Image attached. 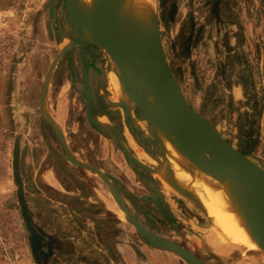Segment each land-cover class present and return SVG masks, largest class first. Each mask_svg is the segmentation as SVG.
<instances>
[{
    "label": "rangeland",
    "instance_id": "obj_1",
    "mask_svg": "<svg viewBox=\"0 0 264 264\" xmlns=\"http://www.w3.org/2000/svg\"><path fill=\"white\" fill-rule=\"evenodd\" d=\"M52 3L56 5L55 0H0V264H36L14 178L16 140L21 143L20 173L28 206L36 220H45L51 211L61 212L51 207V192L38 180L50 144L56 146L42 110L53 117L63 133L64 130L69 133L68 120H85V102L72 70L66 60L63 65L58 64L65 53L63 44L70 42L59 36L55 24L50 25ZM153 3L168 61L189 102L234 146L259 157L264 164V1L153 0ZM88 47L95 74L102 76L98 95L102 110L112 113L114 118L120 112L125 121L131 120L135 132L132 136L128 131L124 140L129 150L156 169L161 168L164 163L161 147L147 135L156 133L155 127L140 120L143 115L134 103L113 99L108 77L111 63L98 46ZM71 50L76 67L74 47ZM115 102L128 104L130 113ZM107 120L103 117L101 121L107 125ZM111 120L115 124L116 118ZM136 136L151 154L140 155L131 146L130 141ZM106 141L101 137L100 150L110 151L117 179L120 182L124 179L132 188L134 202L130 208L135 215L144 211L152 219L154 226L141 213L139 218L145 225L164 238L185 244L206 258L208 264H264L263 249L221 241L206 210L180 191H164L162 182L152 173L169 210L180 221L181 232H172L173 226L164 223L157 211L141 200L140 196L150 191L142 176L132 171L117 145L108 146ZM119 231L126 232L123 235L126 239L129 234L132 236L131 264H188L170 251L147 245L133 225L120 227ZM87 245L84 249L80 244L76 246L83 254L80 252L78 256L76 252L72 264H112L111 252L102 251L99 244L96 247L89 239Z\"/></svg>",
    "mask_w": 264,
    "mask_h": 264
},
{
    "label": "flooded vegetation",
    "instance_id": "obj_2",
    "mask_svg": "<svg viewBox=\"0 0 264 264\" xmlns=\"http://www.w3.org/2000/svg\"><path fill=\"white\" fill-rule=\"evenodd\" d=\"M55 1L56 5L53 3L51 5L52 21H50V25L52 23L55 24L59 36L69 39L71 48L74 47L77 58V65L75 67L73 52L70 48L69 50H65V53L58 60V64L61 66L66 60L69 68L72 70L71 73L74 76L75 83L78 85L79 93L85 102V120H68L67 122L69 125L67 124V127L69 128V133H67L66 130H64L63 133L60 129L62 137L57 135L50 125L46 124V126L53 132V136L51 135V137L55 139L56 146L50 144L49 153L43 158V169L39 172L38 180L40 184L46 185L51 192V207L58 208L61 214L51 211L50 216L45 220H36L28 206L35 226L44 236L42 243L43 251L41 252L40 259L42 264H72V261H75V253L78 252L77 254L79 256V253L81 252L76 246L78 247L80 244L83 246L81 249H84L85 246H88L87 240L89 239L92 244H99L100 247L98 245H96V247H99L102 251L111 252L112 264H131L132 236L129 234V239L124 238L123 235L127 234L126 232L119 231V228L126 227V225L132 227L134 224H132L128 218L124 220L118 215L116 209L121 208L113 193L118 191L123 203L131 212L132 217H135L144 227L153 233H157L154 231L153 227L145 225L140 220L139 215L142 213L146 216V219L150 221L151 225L154 226L152 219H148L149 216L146 215L144 211H140L139 215L136 216L135 212L130 208L134 202V197L131 192L132 188H130L124 179L121 182L117 179L114 161L111 162L113 157L109 150L106 153L100 150L102 147L100 139L103 137L107 139L106 144L108 146L110 143L113 146L117 145L119 149H121L120 141L122 140V142L125 143L124 140L127 139L125 138L127 137L126 133L129 131L130 135H132L133 132H135L134 127L131 120L127 119L125 121L120 112L118 117H115L116 121L114 124L111 120V118L115 120L112 113L109 115L102 110L98 96L99 88L102 89V76H96L95 74L92 65L93 58L91 57L89 50L90 46L87 49L88 61L86 62L83 53V46L73 43L77 34L66 15V0ZM85 67L87 68L88 82L94 103L89 114L96 121L102 120L103 117H106V119L108 118L107 122L109 121V124L104 125L107 126V128L104 126L101 129L98 128V126L93 125L88 118V104L84 88ZM46 139L51 141L49 136H46ZM133 141L137 146L140 155L151 154L148 147L142 143L139 137H134ZM121 151L124 159L129 162L132 171L139 173L145 181V184L150 188L149 194L140 196L141 200L148 202L149 205L157 211L162 220H164V223L168 224V226H173L172 232L179 234L181 232L180 221L176 220V217L169 210L166 201L162 196L159 184H155V180L151 177L153 173L152 170H156V168L149 165L148 162L140 159L135 153L131 152L134 157L144 164V166L139 164L138 166L137 163L135 164L129 159V156L122 149ZM241 151L244 152L243 150ZM152 155L154 156L155 154L152 153ZM147 168L152 170L150 171ZM24 195L26 199V194ZM155 200L160 201L164 206V210L168 211L170 220L161 213ZM116 205H118V208ZM156 222H158V219ZM136 231L138 232L137 229ZM138 234L145 239L146 243H148L147 245L170 251L178 257H181L171 250L156 246L139 232ZM158 236L163 237L162 235ZM123 240L127 242L122 243ZM168 240L177 242L188 248L178 240ZM123 245L126 247L124 250L122 248ZM188 249L194 252L192 249ZM212 251L215 252L214 250ZM32 252L36 264H40L34 254L33 248ZM57 253H60L61 255L57 256ZM81 253L83 254V252ZM194 254L199 259H203L204 264H208L206 258L200 257L195 252ZM182 259L190 264L187 259Z\"/></svg>",
    "mask_w": 264,
    "mask_h": 264
},
{
    "label": "water",
    "instance_id": "obj_3",
    "mask_svg": "<svg viewBox=\"0 0 264 264\" xmlns=\"http://www.w3.org/2000/svg\"><path fill=\"white\" fill-rule=\"evenodd\" d=\"M119 2L120 0H96L93 8L89 11L83 9L75 0H66L67 16L73 28L77 29V26H81L88 28L93 33V37L88 42V40H82L76 32L77 37L73 40V43L83 46L86 62L88 61L86 47L88 45H96L99 48L102 46L115 62L121 82L132 98L134 107H138L142 113L143 116L140 120H144L149 125L166 132L169 139L187 154L198 167L215 173L229 169V171H232L231 173L245 179L253 187L254 194H252L253 197L249 205V219L252 222L255 235L264 248V164L259 157L242 152L234 146L189 102L168 61L156 12L154 15L155 27L151 32L125 28L118 25L116 21V10ZM135 78L140 80L155 97L157 104L155 112L152 111V104L148 101L146 95L136 86ZM48 82L47 78L42 93V105L44 104ZM84 88L88 104V118L93 125H97L101 129L105 123L101 120H94L89 114L94 103L86 67L84 69ZM118 105L125 112L130 113L128 104ZM42 112L46 122L55 130L57 135L62 137L53 117L44 109ZM139 122H137V125L141 128ZM147 135L150 141L159 144L161 147L164 161L165 146L162 140L155 134L147 133ZM120 144L121 149L132 162L144 166L139 159L133 156L122 140ZM20 158L21 143L16 140L13 171L15 181L19 186L18 198L29 232L31 246L36 258L42 264L40 256L43 251L44 236L35 226L26 203L20 173ZM147 169L150 170V168ZM180 192L192 197L196 204L205 211L192 195L183 190ZM114 197L127 215L128 220L151 243L177 253L182 258L187 259L190 264H204V260L199 259L188 248L158 236L144 227L135 217H132L118 191L114 192ZM155 202L161 213L170 220L168 211L164 210V206L160 201L155 200Z\"/></svg>",
    "mask_w": 264,
    "mask_h": 264
},
{
    "label": "bare ground",
    "instance_id": "obj_4",
    "mask_svg": "<svg viewBox=\"0 0 264 264\" xmlns=\"http://www.w3.org/2000/svg\"><path fill=\"white\" fill-rule=\"evenodd\" d=\"M75 1L83 9L90 11L96 0ZM154 15L153 0H120L116 10V21L118 25L125 28L151 32L155 27ZM76 31L82 40L89 42L93 37V33L88 28L77 26ZM63 48L68 50L71 46L65 43ZM100 49L112 66V72L108 77L113 99L117 102L127 100V103L133 105L132 98L125 92L126 90L124 91L115 62L102 46ZM136 79H134L136 86L146 95L152 104V111L155 112L157 109L155 97L140 80ZM155 129L154 134L162 140L167 149L162 167L153 170L154 177L162 182L164 191L176 193L183 190L192 195L213 218V228L221 241L236 243L249 249H264L249 219L253 187L245 179L231 173L229 169L219 173L201 169L169 139L166 132L156 127ZM131 146L138 151L133 139ZM169 151L171 155L168 154ZM117 213L123 219L126 218L123 211L118 210Z\"/></svg>",
    "mask_w": 264,
    "mask_h": 264
},
{
    "label": "crops",
    "instance_id": "obj_5",
    "mask_svg": "<svg viewBox=\"0 0 264 264\" xmlns=\"http://www.w3.org/2000/svg\"><path fill=\"white\" fill-rule=\"evenodd\" d=\"M113 195H114V193H113ZM118 210L122 211L121 209H116L117 212H118Z\"/></svg>",
    "mask_w": 264,
    "mask_h": 264
}]
</instances>
